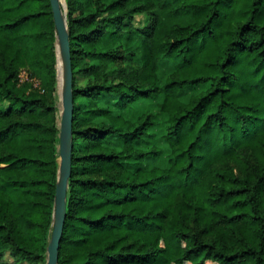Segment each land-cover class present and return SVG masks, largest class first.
I'll list each match as a JSON object with an SVG mask.
<instances>
[{
    "label": "trees",
    "instance_id": "16d2710c",
    "mask_svg": "<svg viewBox=\"0 0 264 264\" xmlns=\"http://www.w3.org/2000/svg\"><path fill=\"white\" fill-rule=\"evenodd\" d=\"M66 4L74 120L59 264H264V0ZM56 37L50 0H0V264L46 262ZM155 99L159 110L130 115Z\"/></svg>",
    "mask_w": 264,
    "mask_h": 264
},
{
    "label": "water",
    "instance_id": "95a60500",
    "mask_svg": "<svg viewBox=\"0 0 264 264\" xmlns=\"http://www.w3.org/2000/svg\"><path fill=\"white\" fill-rule=\"evenodd\" d=\"M56 26V48L62 55L65 66V81L60 95V156L58 159V181L55 193V210L53 217V231L47 246L46 264H59L60 239L66 217V198L71 176L73 150V71L71 65V50L69 29L67 24V4L61 0H50ZM57 79L59 81V62L57 59Z\"/></svg>",
    "mask_w": 264,
    "mask_h": 264
},
{
    "label": "rangeland",
    "instance_id": "374dc122",
    "mask_svg": "<svg viewBox=\"0 0 264 264\" xmlns=\"http://www.w3.org/2000/svg\"><path fill=\"white\" fill-rule=\"evenodd\" d=\"M65 2H66V0H64L63 3H65ZM144 21H145V15L144 14L136 16V23L137 24H141ZM57 59H58V62H59L60 68H61L62 63L60 62V59H59V51L57 52ZM64 68H65V66H64ZM171 70H172V67L170 64L162 66L160 68L159 76H160L161 82H164V80L166 79L168 74L171 72ZM26 76L27 75L25 73H22L23 78H25ZM36 83H38V82H36ZM199 90H201V89L200 88L196 89V92H198ZM62 91H63V89L62 90L60 89V83L58 81L56 96H57V107H58L59 111H60V108H59V106H60V95H61ZM190 93H192V91L188 90L187 93H185L186 95L184 96V98L186 99L188 97V95H190ZM157 104H158V99L147 101V104L145 106H144V104H139L138 107H135L130 111V115H137V111L144 110L146 108L159 110ZM109 106H111V108L114 109L113 110L114 112H120V108L114 106L113 103L109 104ZM160 134H162V132ZM160 134L158 135V138H160V136H161ZM152 140H154V139H152ZM19 264H28V262H21ZM44 264H46V262Z\"/></svg>",
    "mask_w": 264,
    "mask_h": 264
},
{
    "label": "bare ground",
    "instance_id": "6f19581e",
    "mask_svg": "<svg viewBox=\"0 0 264 264\" xmlns=\"http://www.w3.org/2000/svg\"><path fill=\"white\" fill-rule=\"evenodd\" d=\"M61 2H64V0H61ZM59 59H60V62L62 63L61 68L59 65V83H60V89L62 90L64 87V81H65V68H64V60L60 53H59Z\"/></svg>",
    "mask_w": 264,
    "mask_h": 264
}]
</instances>
